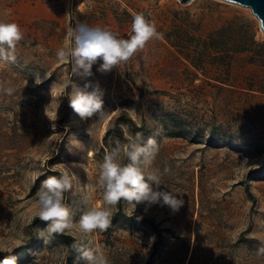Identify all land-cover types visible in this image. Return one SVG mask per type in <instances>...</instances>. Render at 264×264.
<instances>
[{
  "label": "rangeland",
  "instance_id": "rangeland-1",
  "mask_svg": "<svg viewBox=\"0 0 264 264\" xmlns=\"http://www.w3.org/2000/svg\"><path fill=\"white\" fill-rule=\"evenodd\" d=\"M137 12L155 21L164 39L110 72H99L98 61L91 76L74 74L79 89L99 87L110 111L100 123H94L98 116L82 120L63 83L71 64L57 62L56 50L77 23L127 38ZM0 19L18 23L25 33L16 63H0V80L12 81L15 89L0 93V260L10 255L18 264H66L64 239L41 236L47 225L37 218L34 195L42 181L58 175L54 165H77L66 202L78 220L89 200L103 205L101 194L89 193L86 185L96 181L105 150L126 142V134L142 133L146 141L158 132L154 166L162 173L170 169L159 190L178 194L183 206L173 212L140 204L132 214L121 202L112 226L81 247L103 245L110 264H264L256 255L264 241V65L242 52L225 70L215 51L193 53L230 20L247 19L255 39L263 41L248 7L221 0H0ZM169 112L190 132L170 135L164 127V121L174 123ZM118 115L124 118L115 121ZM128 119L141 127L133 132ZM211 126L214 136L207 141ZM64 235L75 242L81 236L78 228ZM79 255L70 264H85Z\"/></svg>",
  "mask_w": 264,
  "mask_h": 264
},
{
  "label": "clouds",
  "instance_id": "clouds-1",
  "mask_svg": "<svg viewBox=\"0 0 264 264\" xmlns=\"http://www.w3.org/2000/svg\"><path fill=\"white\" fill-rule=\"evenodd\" d=\"M221 2L227 4L229 0ZM24 37L25 33L18 23L0 19V63H16L17 45ZM163 39L164 34L157 29L155 21L142 12L133 14L127 38H122L107 27L91 26L87 23H77L75 27H69L66 32L68 43L56 50L55 57L57 62L68 61L71 64V75L63 80L70 107L82 120L98 116L94 123L103 122L110 114V111L104 109L103 92L99 87L92 91L79 89L73 83L72 76H91L93 65L98 61H102L99 72H110L113 68L127 64L151 42ZM40 82L37 76L36 83ZM11 85L10 80H0V93L12 95L15 89ZM93 124L87 130L91 137ZM156 134L149 136L146 141L142 133L126 134V142L116 141L114 147L105 150L103 159L98 164L96 181L86 185L89 193L101 194L103 205L97 206L89 200L78 220L74 218L66 202V194L72 190L74 181L78 179L72 171L77 165L69 167L60 163L59 170L54 165L53 172L58 175H49L44 179L34 195L37 218L47 225L40 230L41 236L45 233L47 236L66 234L78 228L81 236L72 244V248L79 252V258L85 264H110L103 245L81 247V242L97 231L106 232L112 226L113 209L121 202L133 209L132 214L140 204H144L146 210L152 205L160 204L168 206L173 212L179 211L184 204L183 199L178 198L179 195L171 190H159L163 174L170 169L165 166L162 173L160 168L154 166L160 151ZM39 177L37 175L36 179ZM256 255L264 257V241L260 242ZM0 264L18 262L14 256L9 255L0 260Z\"/></svg>",
  "mask_w": 264,
  "mask_h": 264
},
{
  "label": "trees",
  "instance_id": "trees-1",
  "mask_svg": "<svg viewBox=\"0 0 264 264\" xmlns=\"http://www.w3.org/2000/svg\"><path fill=\"white\" fill-rule=\"evenodd\" d=\"M200 45V47H195L193 49V53L196 56L201 57L204 56L205 53L209 50L215 51L216 53H218L217 55L220 58L221 65L225 68V70L229 69V64L232 56L235 53L242 52H247L249 54L248 58L250 62H258L264 65V40L257 41L255 39V32L251 31V24L248 22L247 19L242 20L240 24H237L235 21L230 20L225 26H222L214 32L209 33L208 39L203 40L202 44ZM199 62L193 61V65L195 67L202 68L201 63ZM166 115L167 119L172 118L174 120V123L173 125H171V127H169L166 121H164V127L170 135H184L190 132L184 122L179 117H176L175 113L169 112L166 113ZM123 118L124 117H122V115H118L115 118V121ZM128 121L129 124H131L132 126L133 132H135V129L141 127H135V123L131 119H128ZM213 132L214 127L211 126L207 133V141H210V139L213 138ZM119 134H122V132L120 131ZM262 168H264V165ZM57 235L61 236L64 239L65 243L68 245L69 254L66 259V264H70L72 258L77 253V250L72 248V244L75 242V240L69 235ZM242 238L248 243H250L251 241H257L256 239L251 237Z\"/></svg>",
  "mask_w": 264,
  "mask_h": 264
},
{
  "label": "water",
  "instance_id": "water-1",
  "mask_svg": "<svg viewBox=\"0 0 264 264\" xmlns=\"http://www.w3.org/2000/svg\"><path fill=\"white\" fill-rule=\"evenodd\" d=\"M181 3H187L190 0H179ZM244 7H248L251 13L258 19L260 30L264 33V0H229Z\"/></svg>",
  "mask_w": 264,
  "mask_h": 264
}]
</instances>
